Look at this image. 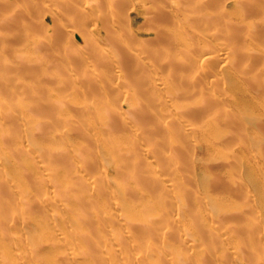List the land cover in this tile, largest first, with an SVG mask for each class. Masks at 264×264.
Masks as SVG:
<instances>
[{
	"label": "bare ground",
	"instance_id": "obj_1",
	"mask_svg": "<svg viewBox=\"0 0 264 264\" xmlns=\"http://www.w3.org/2000/svg\"><path fill=\"white\" fill-rule=\"evenodd\" d=\"M5 1V10L2 12L3 14L0 15V38H3L2 41H4V46H7L8 48L14 46V40H10L13 37L14 39L16 37H37L31 28V22H26L27 15L29 12H31V7L35 3L34 0ZM171 1H174L175 4H171ZM225 1L227 2L229 0ZM234 1V4H237L241 8H243L239 9V14L238 12H235L233 10L235 14L237 13L239 16L240 14L245 13L243 11L241 13V10L245 11L244 7L260 4V6H258L259 9L256 7L258 10H256L258 21L254 24L249 25L247 28H244L241 26V24L235 23L236 21H233L234 23L230 22L227 16L228 27L232 34V37H229V40L232 43H230L229 45V43H227L226 41H221L222 43L226 42V44L224 43L223 45L219 42V45H222L223 47L222 51L216 50L218 47L215 49L213 47V49H206L198 57L194 55L193 49L189 46L186 52V56L184 57H180L179 54H172V52L178 51L180 47L179 45L186 42V40L180 38V34H178V28L174 26V22H172V24L170 22V20L174 19L175 17L177 20H179L177 17L180 16H183V18L180 17L182 19L181 21H183L186 16L187 18L185 19L191 18L193 19L191 21H194L196 19L198 20L199 14L201 15L202 10H205V12L207 13V16H205L206 13L202 14V16L204 15L206 19V17H208V12H211V10H214L216 8L220 9V7L222 8V10H220L217 15L218 17H224V11L226 10V13H228L229 6L228 3L225 4L226 2H223L224 4H221V0H140V2L143 3L144 6H132V9L137 10L138 16L142 15V12H145L148 15V17L146 18V27L151 32L154 40L153 42L157 45L153 48H150L151 53L153 54L151 58L153 62H143L140 60L142 54L146 53V46H142V48H139L131 43L124 44L122 38H120L119 35H116L115 37H109L116 52H114L113 58L106 60L107 65L129 67L131 68L132 73L135 74L137 72H141L142 74H144V72H146L148 69L156 65H160L162 69L166 70L162 72L161 75L151 78V80L148 82L150 86L159 89L163 95L165 93L169 94V99H164L163 97V99L146 98L143 93V85H146L147 82H143L142 80H140L139 82L134 83L133 86H135V88H133L132 90L128 89L130 91H126L125 94L127 96L120 106H115V104L111 103V101L108 103H88L87 101H85V99L82 100L78 98V95L76 93L77 88L86 85L91 91H96V98H102V96L99 94L100 92H98L95 88H92L94 87L93 84L95 82L100 81L101 78H98L100 72L98 69H89V71L86 70L82 75L83 78L79 75V79H71L73 82L79 81V85L77 86L76 84L73 87L72 95L69 97L67 104L64 101L65 97H62V99H59L54 103L55 108L53 113H57L58 111V115L66 116V113L68 111L66 107H69L72 103V100H74V104L77 103L78 105L76 111L80 118L83 120L82 123H72V120L68 117H66V121H51L46 116L47 114H49V110L43 109L42 106L38 104L37 99L39 98V96H37L34 91H30V93H27L23 96V98L28 100V102L23 104L18 113L14 114L19 122H16L17 120L15 117H12L13 113L8 108L7 109L9 111L6 109L4 103L0 104V116L4 118L6 117L4 122L0 120V210L2 209L6 212L7 210L11 209V207L15 205V203H20V205L22 204V206H24V209L26 211V214L22 212L24 216L20 215L21 218L17 219L14 215L13 218H10V220L5 218L4 215H2L3 213L0 214L1 244L4 243L12 245L17 242V240L11 238V236L9 237L5 235L7 224H9V221L25 225L31 232H36L39 230L43 232H52V234H54L53 236H57V233L55 232L56 230H53V228H55L54 226L59 227L60 225L61 227L59 230H62L61 234L65 235L64 233H62L63 229L66 226L67 222H71L70 224H73L76 227L77 231L80 233L82 237L81 239L85 241V243L93 244V242H90L92 240V236L86 230H92L93 228H95L94 225L96 221H101V219L97 218V216L96 220L92 218V216L90 215V213L92 212L89 213V209L91 210V208H93L92 205L94 206L95 201L100 198L98 196L102 194V192L105 193L108 187H111L113 190L111 192L115 195V197L110 198V201L111 199H115V201L112 200L113 205H111L110 201V203H107V199L105 202L106 204L111 205V207L114 205L118 206L121 213H116L114 207L113 209L110 207L111 211L108 212L106 210L108 214H104L105 217L103 218V221L113 222L119 227H126L125 229H127L126 231L128 232L127 233L125 231V234H127L126 236H124L123 238L120 235H118V237L120 236L119 238L116 236V238L120 241V245L126 246V244H128L131 239H134L136 240L135 242H137L139 238L136 239L135 237H145L146 239L144 241L152 239V237L157 239V234L162 230L163 240L161 239V236H159L162 242L158 239L160 241L158 247H160L159 249H163L164 246L167 245L166 241L172 240L167 238L172 235H177L176 233L171 231V225L166 222V220H168L167 218L172 217V219H170L171 221L169 220L170 223L174 221L179 222L182 221V219H187V221L185 222L186 226L188 225V227H192L193 230L195 229L197 231L203 230V233L205 232L204 230H206L210 237V239H208L209 237L205 233V235L207 236L206 240H210L211 243H214V247L218 246L217 244H226V247L227 245L231 244L232 246L228 250L229 252L231 251V253L235 254L233 256H253L252 251H254L258 246L260 239H264V232H260L259 230V225H262V223H264V220L262 219L264 217V214L262 217V213L260 212L262 208H260L259 205L257 206L255 203H253V201L260 200V197L261 199H264V182L260 183L258 181V179H260L261 177L259 178L260 175L258 176V170H256V167L258 166L260 168L259 172L261 170L263 171L264 167L263 169H261L262 167H260L259 165L261 162L259 163L258 160L259 158L263 159L264 155L260 154L261 156H258L259 158L257 162L259 164L257 166L255 165L254 167V164L252 163L253 161H255V159L252 160L254 156L257 158L256 149L260 153L264 154V152H261L259 150L260 147L262 149V144L264 147V45L259 44V47L255 45L256 48L253 49V51H248L246 47H248L249 44L248 46L246 45L250 41L245 42L244 44V40L242 38H248L249 40L248 36H253L262 28L261 39L264 41V12H262L261 8V4L263 5L264 0ZM67 2V6H70V2ZM191 4H193V6L195 4V8H193L194 10L190 9L191 7H188V5ZM86 5L88 6V4ZM86 5L82 6L80 9L86 10L89 7H87ZM128 5L130 6L129 0H101L100 6L105 9L102 19L108 26H110L114 21L115 11L118 8L124 11H128L129 9H131L127 8ZM235 10H238V8ZM129 14L131 13L129 12ZM210 14H212V12ZM229 14L231 13L229 12ZM237 14L235 16H237L236 18L238 19ZM231 15L234 16L233 13ZM132 18L133 17L131 15L128 16L130 22L133 20ZM208 18L206 19L207 23H211V19ZM201 20L203 19L201 18ZM187 21L188 20H186V22ZM63 28H67V26H63ZM71 32L73 35L79 34V32L74 29H72ZM107 34L112 35L111 32H107ZM240 34L242 35V38H240L243 41H239H241V44L243 42L242 45H239L236 41V38H239ZM57 36L61 38L64 37L63 33H61L60 30H58ZM97 40L98 39L93 36L84 38L81 45H74L68 42L66 50L68 51L67 53L69 56L67 57L72 56L73 58H75L74 60L76 62H82V59H84L82 57L84 53L91 56L88 51L91 49L94 51V54L92 56L98 57L99 63L105 62L102 53L105 50L106 45L104 43V45H101ZM234 42H237L238 45L234 46ZM35 43L38 44L39 42L36 40ZM252 46H250L251 49ZM18 61L19 63H17ZM223 62L231 64L235 69L234 71V69L232 70V68H230V72L228 73V75V71L226 70L227 76L225 75V77H227V80L225 79V81L227 82L228 86L230 81L231 93L233 94L232 99H226V97L225 99H216L213 97L212 92H214V89L219 86L220 81L224 80L223 78H221L222 80L219 79L220 76L218 78V76L216 75L217 80H214L213 78L214 81L209 82L211 87H208L209 85L207 86V84H203L205 81L203 82L202 76L206 78V76H209L210 74L215 75V73H213L214 71L212 72L210 68L212 66H219V64L222 66L223 64L221 63ZM14 66L16 67V69L19 68V70L24 73L29 72L27 68L21 64L20 60H17L15 64L12 65V67ZM192 71L195 73L194 76H191V74L193 73ZM30 73L32 74V71ZM0 74L2 75V73ZM70 77L77 78L78 75L76 73H72ZM169 77L172 78V85L169 87V89H166L164 91L160 86L163 84L165 78ZM240 77L243 78L241 79ZM14 79H12L13 85L14 83H20L18 82V79ZM221 84L223 85L224 83ZM222 85H220V87ZM224 88L225 87H223V90ZM0 89H2L0 90V94L2 95H7L8 93L9 96H13L15 94L11 92L9 93L10 88L7 83L6 85L4 84V86H2V88ZM12 89L13 88H11L10 91H13ZM218 93H220V91H218ZM223 95H226V92ZM226 96L228 97V95ZM227 107H230V109H228ZM195 108L197 109L193 110ZM199 108L203 110H200ZM164 109L166 111L168 109V111H164V113H168L169 111H171V114L169 113L170 115L168 114L162 116L164 114L162 113V110ZM215 109H220L221 114H219ZM76 111H74L75 114ZM215 111L219 114V116H221L219 117L218 114H215ZM206 117L207 119L205 120V123L203 121L202 124L203 118ZM94 119L97 120V123H94ZM177 119L180 120V122L182 121V123L184 122L185 124L181 125L180 122H176L178 121ZM200 119L201 123L197 124L196 121L199 122ZM5 122H9L8 124L10 125H7ZM219 122H222V124L224 125V129H226L224 130V135L222 134L223 132L220 133L214 130V125ZM130 123L137 124V126H139L141 130L143 129L148 131V135L155 133L156 130H158L159 132L161 131L165 136L169 135V142L171 143L172 148L175 149L174 152L176 151L177 153V150L179 148L180 150L183 149L182 151L184 152L185 148L190 145V147H192L191 149L193 150H190L192 154L194 153L195 147L196 149L204 147V149L207 148L205 149L207 150L205 154L208 152L209 156L210 153L214 152V154L212 155L217 158L221 156V154L218 153V150H220L221 147L218 148L220 143L216 140L220 139V137L222 136H224L225 140L221 138L223 142L222 140L220 142H222V144L224 143L227 150H230V152L228 153V156L223 159L226 155L224 152L226 151V148H223L222 146V149H224V151L222 152L224 153V157H221V159H223L224 162L222 161L220 163L221 165H219V162H216L218 159L216 160L215 158H213L219 166L216 165L218 167L216 168L217 170H213L214 172H211V170L209 169L212 168V164L216 163H214L213 161V163L211 164L210 162L211 167L208 169V166H210V164L207 165V161L210 156H206L208 158L204 157L207 159L204 160V158L201 156L202 153L200 154L199 158V154H197L196 152V155L198 157L196 156L195 159H192L194 154L191 155L190 158V155L186 154L187 152L183 155L182 151H180L181 153L178 154L180 156L183 155L181 156L183 158V161L181 158L177 157L178 154H175L174 156L177 158H175L176 165L177 163H180L177 162L178 159L179 161H182V165H180L182 167V170H173V166H176L174 165V160L172 162V168L171 166H168V170H170V168L172 169L173 176H175V172L179 170L184 172L185 170L187 174L184 172L186 175L184 173H182V175L184 174L185 177H187L186 180H188V182L185 180L184 182H187L186 184L184 182V184L182 182L179 183L177 182L178 179L176 177H172L175 178L176 181L173 182L172 179V181H170L169 176L171 175V170L168 171V174L170 172V175H168L167 178L169 180L168 181L164 178H161L158 173V175L154 173L156 170L151 166L150 167L154 170V172L152 173V170L149 172V160H147V162L144 159L138 160L140 157H136L137 159L135 157H133L132 159L129 158L131 156H129L127 152L130 153V151L134 149L133 147H135V145L137 144H144V142H142L136 136H131L129 138L127 137V140L124 139L126 138L127 129L129 130L128 124ZM19 124H22V126L19 127ZM222 124H217L216 127L219 125V128ZM87 127H94V136H91L87 132ZM59 128L61 129L58 130ZM183 128L191 129L194 131L193 134L196 135L199 133L203 138H207L210 137V135H213V139H215V142L213 141V139L211 141L209 138H207L208 140H210L209 142L198 141L195 138H197L199 134L197 135V137L195 136V138L187 135V138V136H184V134H182L183 132L181 133V131L185 130ZM218 128L216 130H218ZM97 129H100L101 131L104 130V132H106L107 134L111 133L115 136L114 138H111L112 140L107 141L105 137H97V134L100 132V130ZM221 130L223 131V128ZM185 137L187 139H189V137L190 139H192L186 140ZM202 137H200V139ZM207 139H203L202 141H206ZM249 139H251L252 141L250 148L251 150L248 148V145L250 146L251 143L248 142ZM94 142L98 143L99 150L103 149L104 145L108 147L107 150H103L113 157H110L111 160L106 163L107 165L109 163V169L112 168L111 170L114 172V175L111 174L110 177L109 175H103L99 177L85 176V174L81 172V168L79 167L82 165L84 166L85 163H88L89 158L87 157L90 156L89 154H92V151L90 149L91 145L89 144ZM186 143H188L187 146ZM146 145V148L148 147L147 149H152L149 142L146 143ZM252 146H254V149L257 147L255 149L254 155ZM215 152H217L218 154H215ZM248 152H252L251 154L253 155V158H250L252 156H249ZM34 155H40L43 161H41V158L39 159L40 162L34 161L35 158L34 160L31 159L34 157ZM75 156H77L79 160L82 161V165H77L76 161H74L73 158ZM169 158L172 159L173 157L171 156ZM22 165H26L27 167L24 172L22 169H20ZM17 169H20L19 171H21V173H18L25 174L24 181L23 177H19L21 176L20 174H18L17 176L15 175L16 177H18V181L21 180V183L24 182L28 185L27 189L22 191V185L21 187L19 186L20 183H16V185H14L15 187L18 185L16 189H18V191L20 190L19 193L21 195L18 194L20 197L16 196L18 200L13 195L15 194L14 190H12L14 186L11 187V179L10 176L8 177L9 171L12 173H10V175H13V172L18 171ZM166 169L164 171H166ZM44 170H49V172H47V174L42 177L41 175H38L42 174ZM198 170H200V172H198ZM166 172H164L166 176L163 177H167ZM36 175H38L39 177ZM184 175L182 176V178L180 177L181 180L184 178ZM112 176H114V179L112 178ZM179 176L181 175L179 174ZM263 179L262 181H264ZM134 180L135 183L137 182V188H135L134 185V187L132 186ZM197 183H199L200 186H203V196L195 195V190L198 187ZM187 184H189L188 189ZM139 185L140 189H138ZM141 185L143 186L142 188ZM104 186L107 187V189H105ZM251 186L256 189V193L259 195V197L256 196L258 198H256V200H254V197H252L253 192L249 193L252 194L251 196H249L250 199L252 198L251 200L249 198L247 200L246 198V196L248 195L247 191H249L247 189ZM48 187L51 189L47 190L48 193L46 192L49 196L44 193V191ZM31 189H33L34 192L35 190H40L41 199L39 198V196H37V194L35 195V193L32 192ZM42 189L45 190L43 191ZM18 191L16 192L18 193ZM126 193H129L128 197L130 196V198H126ZM42 194H44L46 197L43 196V198ZM112 194H108V196ZM103 195L104 194H102V196ZM148 195H151L148 197H151V199L146 198V196ZM216 195L220 196L216 198ZM108 196L106 195L105 198H109ZM238 197L244 199L242 200L241 198H239L241 199V201H245L242 202L243 206L240 204H236L238 206L237 207L236 205H234V203H230L231 198H233V200L235 198L236 201L239 202V199L237 200ZM153 200H155V202ZM175 200L182 201L179 202V205L180 203H183V209L182 207H179L178 209L175 208L176 210L169 211V206H172ZM101 203L102 202H99V204ZM168 203L172 204L167 205ZM102 204L101 206H103ZM106 204L104 208L108 206L109 210V205ZM160 205H162V207L164 208H162ZM203 206L205 207V210ZM241 206L242 208H239ZM49 208H51V210L53 211H57L58 213L54 212L52 214H49V217H45V213L49 211ZM139 208L140 210L141 208L142 210L144 209L146 211L145 214H139V212L142 213V211L140 210L138 212L137 209ZM259 208L260 211L258 210ZM59 211H61L62 213L59 214ZM262 211H264V209ZM55 213L58 216H56ZM63 213V218H60L59 215ZM257 213L261 214L259 216L262 219V223L261 221L260 223L258 221H254L256 220L254 215L258 217ZM155 215L160 216L161 221H156L157 219H149ZM251 215L253 216L254 220L251 218ZM260 217L258 218V220L260 219ZM173 218H175L176 220ZM103 221H101L100 225H104V223H102ZM162 222L166 224L163 225ZM182 223L184 224V221ZM67 228L69 229V227ZM174 228L175 227L173 226V230ZM95 229L93 230L95 231ZM163 229H165V232L163 231ZM175 236H172V238ZM28 238L30 239H28L29 241H34V239H36L34 234H30ZM69 239L66 236H61L58 239V242L56 240H53V243L54 245H59L60 243L63 245V243H65L64 245L67 244L68 246L70 243H73V241H71L72 238ZM143 239H141V241ZM178 239L184 242L186 239H188V237L184 235L182 238L179 237ZM21 240L23 241V239H18V242H21ZM73 240L75 239L73 238ZM192 240L195 242L193 238ZM233 240L236 241V246H234V242H232ZM171 242L172 241H169L168 244H170ZM260 246H262V244H259L257 248H259ZM156 247L157 246L155 245V248ZM151 249V253H148H150L152 257V254L154 252L153 250L156 249ZM166 250L168 249H165V251ZM147 251H150V249H147ZM206 253L208 254V251ZM92 254L95 259L101 256V254L104 256V251H102V249H98L93 251ZM163 254L165 255V253L162 252L161 255ZM164 255L162 256V258L164 257ZM185 256L187 257V255ZM209 257H212V254ZM220 257L222 256L219 255L218 258L216 256L217 259H219ZM127 258L129 259L128 256ZM153 258L156 259V256ZM175 258L173 257V260L170 258V260H168V258L167 260H163L166 264L182 263L181 260L180 263L179 259ZM62 260L68 262L70 260V256L66 255ZM253 260H255L256 264L264 263V260H262L261 257L253 256ZM120 261L121 260H119L118 262L117 260L118 263H120ZM158 262L160 263V261ZM185 263L186 262H184V264Z\"/></svg>",
	"mask_w": 264,
	"mask_h": 264
},
{
	"label": "rangeland",
	"instance_id": "obj_2",
	"mask_svg": "<svg viewBox=\"0 0 264 264\" xmlns=\"http://www.w3.org/2000/svg\"><path fill=\"white\" fill-rule=\"evenodd\" d=\"M67 1L70 2V4H71L70 6H67V4H66V3H68ZM129 1H130V6L128 5L127 8L132 9V6H134V5L144 6L143 3L140 2V0H129ZM224 1L225 0H221V4H224L226 2V1L225 2ZM229 1H227L225 3V4L228 3L229 7H228V13H226L227 12L226 10L224 11V14H223L224 17H220V16L218 17V15H217L219 13V11L222 10L221 7H220V9L216 8L214 10H211L212 14H210L211 12L207 11L208 17H211V16L212 17L211 18L206 17V19L207 18L211 19V23H207V20L205 19L204 15L202 16V14L206 13L205 10H202L201 15L198 13L199 14L198 20L196 19L194 21H191V20H193L191 18L185 19V18H187V16L183 19V21H181L182 20L181 18H183V16L182 17L180 16L181 18L177 17L179 20H177L176 17L174 18L175 20L171 19L172 20V21L170 20L171 24H172V22H174V26L178 28V34H180V38L186 40V42L179 45L180 46L179 50L177 49L178 51L172 52V54H179L180 57H184V56H186V52H187L189 46L193 49L194 55L198 56V57L201 55V53H203L206 49H209V48L213 49V47H214V49H215L218 47L216 50L222 51L223 47H222V45L221 46L219 45L220 43L223 45H224V43L226 44V42L229 43V45H230V43H232L229 40V37H232V34H231V31L228 27V23H227L228 20L230 22L236 21L235 23L241 24V26L244 28H247L249 25L254 24L258 21V17H257V11L258 10H257V8L259 9L258 6H260V4H257L254 6L250 5L248 7H244L245 11L241 10V13H242V11L245 13H242L239 16L238 15L240 13L239 9L241 7L237 4H234L235 3L234 0H229ZM5 2H6L5 0H0V15H2L3 14L2 12L5 10L4 9V6H5L4 3ZM34 2H35L34 5H32V7H31V12H29L27 15L26 22H28V21L31 22V28L37 37H16L15 39L13 37L10 40H14L15 45L10 47V48H8L7 46H4V43H3L4 41H2L3 38L2 37L0 38V73H2V75L0 74V88H2V86H4V84L6 85V83H7L9 88H10L9 93L10 92L15 93L13 96H9L8 93H7V95L0 94V104L4 103V105L6 106V109L8 108L13 113L12 117L16 118V116L14 114L18 113V111L22 108L24 103L28 102L27 99L23 98V96L27 93H30V91H34L37 94V96H39V98L37 99L38 104L41 105L43 109L49 110V114L46 115L48 119H50L51 121L52 120L66 121L67 120L66 117H68L72 120V123H78V124L82 123L83 120L80 118V116L77 114V111H76L77 110L76 108H78V105H77V103L74 104L75 103L74 100H72V103L70 104L69 107H66L68 109L66 116L58 115L57 114L58 111H57V113H55V112L53 113L54 108H55L54 103L57 100L62 99V97H65L64 101L67 104L69 97L72 95L73 87L76 84H77V86L79 85V81L73 82L71 79H75V80L79 79L80 77H82V75L85 73V71L86 70L89 71V69H98L100 72V75L98 78H101V79H100V81L95 82L93 84L94 87H92V88H95L98 92H100L99 94L102 96V98H96L95 97L96 91H91L86 85H84L83 87L77 88L76 93L78 95V98L82 99V100L85 99V101H87L88 103H92V104H95L98 102L108 103L111 101V103L115 104V106H120L123 103V100L127 96L125 94L126 91H130L128 89L132 90L133 88H135V86H133L134 83L139 82L140 80H142L143 82H147L146 85H143V93L146 96V98L157 99V98L163 97L164 99H169V97H170L169 94L164 92L165 94L163 95L159 89L150 86L149 82H148L151 80V78L158 76V75H161L162 72H164L166 70V69H162L160 67V65H156V66L148 69L146 72H144V74H142L141 72H137L135 74V73H132V70L129 67H119V65L118 66H116V65L109 66L106 63V60L113 58L114 52H116V50L113 47V43L109 39V37H115L116 35H119V37L122 38L124 44L131 43V44H133L139 48H142V46H146V49H145L146 53L142 54V57H140V60L143 62H148V61L153 62L151 60L153 54L151 53L150 48H153L157 45L153 42L154 40H153V37L151 35V32L146 27V25H147L146 24V18L148 17V15L145 12H142V15L138 16V12L136 9H132V10L129 9L128 11H124V10L118 8L115 11L114 21L111 23L110 26H108L106 24V22L102 19L104 12H105V9L102 6H100L101 0H62V2H61V0H34ZM172 2H174V1H171V4H175V2L174 3H172ZM86 4H88L89 7ZM84 5H86L88 8L86 10H81L80 8ZM188 7H191L190 9H193V8H195V4H194V6H193V4L188 5ZM233 7L234 8L236 7L235 9L238 8V10H235ZM261 8H262V12H264V2H263V5L261 4ZM241 9H243V8H241ZM246 9H248V10H246ZM233 10L235 12H238V14L236 13L238 15V19L236 18L237 16H235L236 14ZM129 12L131 14H129ZM229 12L231 14L233 13L234 16L229 14ZM26 14H27V12H26ZM130 15L133 17L132 18L133 20L131 22H130V19H128V16H130ZM205 16H207V13L205 14ZM227 16H228V20H227ZM201 18L203 20H201ZM126 19H128V20H126ZM231 19H232V21H231ZM186 20H188V21L186 22ZM204 23H207V24H204ZM63 26H67V28H63ZM68 28L69 29L71 28V29L69 30ZM72 29L77 30L79 32V34L73 35L71 32ZM58 30H60L61 33H63V35H64L63 38L57 36ZM107 32H111L112 35H108ZM261 32H262V28L257 33H255L253 36H248L249 40H248V38H246V39L242 38V35L240 34L239 38L241 37L244 41L241 40V38L239 39L238 37L236 38V41L238 42L239 45H242L243 42L245 44V42L250 41L249 43H247L246 46H248V44H249V46L246 48L248 51H250V50L253 51V49L256 48L255 45L258 47H259V44L264 45V41L261 39V37H262ZM93 36L98 39L97 41H99V43L101 45L103 43L106 45L105 50L102 53V55L104 56L103 59H105V62L99 63L98 57L92 56L94 54L93 53L94 51L91 49L88 50L89 53L91 54V56L84 53V55L82 56L84 58V59H82V62H76L74 60L75 58H73L72 56L67 57V56H69L67 53L68 51L66 50L68 42H70V44H74V45H81L83 43L84 38L93 37ZM59 39H61V40H59ZM36 40L39 42L38 44L35 43ZM58 40L61 42H59ZM239 40L243 41L242 44H241V41H239ZM221 41H226V42L222 43ZM57 42H58V44H57ZM237 42H234V46L238 45ZM255 43H257V44H255ZM250 44H252L254 46H252ZM232 46H233V44H232ZM250 46H252V49L250 48ZM220 47H222V48H220ZM17 60H20L21 64L27 68V70L29 71L28 73L22 72L21 70H19V68L16 69L17 65H16V67L15 66L12 67V65H14ZM17 63H19V61ZM221 64H223L222 65L223 67L219 64V66H212L210 68L212 70V72L214 71L213 73H215V75L210 74L209 76H206V78H204L202 76L203 82L205 81L203 84L204 85L207 84V86L209 85L208 87H211L209 82L217 80V76H218V78L220 76L219 79L223 78L224 80L220 81L219 86H217L214 89V92H212L213 97L216 99H218V98L219 99L220 98L225 99V97H226V99H232L233 94L231 93L230 81L228 80L229 81V86H228L227 82L225 81V79L227 78V77H225V75H226V70L228 71L227 72V75H228V73L230 72L229 69L232 68V70H233L234 68L231 64H229V63L227 64L226 62H223ZM230 65H231V67H230ZM31 71H32V74L30 73ZM234 71H235V69H234ZM234 71H232V72H234ZM72 73H76L78 75V77L77 78L76 77L75 78L70 77ZM79 75H80V77H79ZM194 75H195V73L193 72L191 74V76H194ZM196 75H197V73H196ZM14 78H17L19 80L18 82H20V83L19 84L14 83V85H13L12 79H14ZM213 78H214V80H213ZM240 78L242 79L243 77H240ZM17 79H14V80H17ZM221 83H224V84L222 85ZM16 85H19V86H16ZM171 85H172V78L169 77V78H165L163 84L160 87L162 90L165 91L166 89H169V87ZM220 85H222V86L220 87ZM226 85L228 88L226 87ZM223 87H225L224 90H223ZM11 88H13L12 90L15 92L10 91ZM0 90H2V89H0ZM218 91H220V93H218ZM227 91H228V93H227ZM166 92H168V91H166ZM225 92H226V95H228V97L226 95H223V94H225ZM231 94H232V96H231ZM157 108H159V107H157ZM227 108L230 109V107H227ZM196 109L197 108H195L193 110H196ZM199 109L203 110L201 108H199ZM157 110H159V109H157ZM215 110H217L218 113L221 114L220 109H215ZM74 111H76V114ZM164 111H166V110L165 109L162 110V113H164ZM167 111H168V109H167ZM169 113L171 114V111H169L168 113H164L162 116L168 115ZM218 113L216 112L215 114H218ZM219 114H218V116H219ZM5 118L0 116V120L2 122H4ZM206 119H207V117L203 118L202 124H203V121L205 123ZM16 120H17V118H16ZM221 120H223V119H221ZM16 122H19V121L17 120ZM176 122H180V120H178ZM176 122H174V123H176ZM5 123L7 125H10V124H8L9 122H5ZM22 123H24V122H22ZM94 123H97L96 119H94ZM196 123L200 124L201 119L199 122L196 121ZM220 123L222 124V122H219L217 124L220 125ZM176 124H178V123H176ZM180 124L184 125L185 123L184 122L182 123V121H181ZM217 124L214 125V130L218 131L220 133L223 132L222 134L224 135V132H225L224 130H226V129H224V125L222 124L221 127H219L221 129L223 128V131H222L221 129L218 128L219 125L216 127ZM21 126H22V124L21 125L19 124V127H21ZM128 128H129V130L127 129L126 134L129 136L126 135V138H124L125 140H127V137L129 138L131 136L132 137L136 136L138 139H140L142 142H144V144L142 143V144L135 145V147H133L134 149H132V151H130L131 155L129 152H127L129 154V156H131L129 158L132 159L133 157H135V158L140 157L138 160H143V159L145 161L149 160L150 163L147 161L149 164L148 167L151 166L153 169L156 170L154 172V170L151 169V167H150L149 172L152 170L151 171L152 173L153 172L156 174L158 173L161 178H164L166 180H168L167 178H168V175H170V172H171V175L169 176L170 181H172V180H173V182L176 181V179L172 178V177H176L179 180V181L177 180V182H179V183H181V182L183 183L187 179V177H185L187 172H185L184 169L183 170L186 174L183 171H180V170H182V167L180 165H182V161H183V158L181 156H183L184 153L187 152L186 154H189L190 158H191V155L194 154L195 156L193 155L192 159L196 158V156H197L196 152H197V154H199V158H200L201 153H202L201 156L203 158L208 156V152L205 154V152L207 151L205 149H207V148L204 149V147L196 149V147L194 146L195 150H194V153L192 154L190 151V150H192L191 149L192 147H190V145L187 146L188 143H186L187 149L185 148L184 152L182 151L183 150L182 148H181L182 150H180V148L177 150L178 153H181L180 151H182L183 155L180 156L176 151L174 152L175 149L172 148V145L169 142V138H168L169 135H166L167 136L166 137L161 131L159 132L158 130H156L155 133L148 135V131L143 130V129L141 130L140 127L134 123L128 124ZM217 128H218V130H216ZM60 129L61 128H59L58 130H60ZM183 129H185V130L181 131V133L183 132L182 134H184V136L188 135L192 138H195V136L197 137V135L199 134V133L196 135L193 134L194 131L191 129H187V128H183ZM86 130L91 136H94V132H95L94 127H87ZM97 130H100V129H97ZM114 136L115 135L111 134V133L107 134L106 132H104V130H102V131L100 130V132L97 134V137H105V139L107 141L112 140L111 138H114ZM188 136H187V138H188ZM199 136L202 137L199 134L197 137L198 139L197 138H195V139L198 141H201V142H209L210 140L212 141V139H213V135H210V137H207L210 140H208L207 138H203V137L200 139ZM190 137H189V139H187L186 137L185 138H186V140H191L192 138L190 139ZM221 138L223 140H225L224 136H222V137H220V139L216 140V141H219V143H220V145L218 144L219 145L218 148L221 147V149L218 150V153L221 154V156L216 158L212 155V154H214V152L210 153V155H209L210 158L208 159V161L209 160H211V161H209V163L207 161V165L210 164V162L212 164L213 161H214V163L219 162V165H221L220 163L223 161V159H225L228 156V153L230 152V150H227L224 143L222 144L223 140ZM203 139L204 140L207 139V140L202 141ZM221 140H222V142H220ZM213 141L215 142V139H213ZM148 142L151 144V147H152L151 150L147 149L148 147L146 148V146H147L146 143H148ZM248 142H251L250 146L248 145V148L250 149L251 144H252L251 139H249ZM263 143H264V141H263ZM89 145H91L90 149L92 151V154H89L90 156L87 157V158H89L88 163H85L83 166L82 161L79 160V158L77 156L73 157L74 161H76L77 165L78 164L82 165L79 167V168H81V172L84 173L85 176H98L99 177V176H103V175H109V177H110L111 174L114 175V172L111 170L112 168L109 169V167H110L109 163H108V165L106 163V162L111 160L110 157L113 158L112 156H110L109 154H107L104 151V150H107L108 147L104 145L103 146L104 150L103 149L99 150V146H98L97 142L90 143ZM222 146H223V148L224 147L226 148L225 149L226 151H224V149H222ZM194 147H193V149H194ZM253 147L254 146H252V150L254 152L253 151L252 152L254 155L255 149L257 147L255 149ZM262 149H261V147L259 148V150L261 152H264L263 144H262ZM198 150L202 151V152H199ZM203 150H204V153H203ZM223 151L226 154L225 157H224V153H222ZM256 151H257L256 152L257 158L255 156L253 158V155L251 154L252 152H248L249 156H252L250 158H253L252 160L255 159V161H253V162L251 161V162L254 164V167H255V165L257 166L261 162L259 165H260V167H262L261 169H263L264 158L260 159L259 157L261 155H264V154L260 153L257 149H256ZM216 153L217 152H215V154ZM175 154H178L177 157L182 159V161H179V159H178L177 162H180V163H177V165L175 163V158H176L174 156ZM37 156L34 155L33 158H31V157L30 158L33 160L35 158L34 161L40 162L39 159L40 158L42 159V157L40 155L38 157ZM171 156L173 157L172 159L169 158ZM208 157H206V158H208ZM221 157L222 158L224 157V158L221 159ZM206 158H204V160H207ZM213 158H215L216 160L220 159L221 161L217 160L215 162V159H213ZM258 158H259V160H258ZM105 160H107V161H105ZM173 160H174V165H176L177 167L173 166V163H172ZM257 160L259 163L257 162ZM41 161H43V159ZM170 164H172V165H170ZM211 164H210V166H208V169L211 167ZM217 164L218 163L212 164V165L215 167ZM178 165L180 166V168ZM219 165H217V166H219ZM168 166H171V168L173 166L174 171H176L177 169H180L179 171L181 173L179 171H177V172L181 176H179V174L177 172H175L176 174L174 173L175 176H173V174H172L173 171L171 168H170L171 171L168 170ZM213 166H212V168L209 169V170H211V172L213 170H217L216 168H218L216 166L214 169ZM26 168H27L26 165H22L20 167V169H22L23 172L26 170ZM165 169L167 172L164 171ZM19 170L13 172V175H10L11 172L9 171L8 177L10 176V179H11L10 180L11 187L16 185V183L17 184L20 183L19 186L21 187V185H22V189H21V191H22V190H26L28 185H27V183H24V182L21 183V180L18 181V177H16V176L21 173V171H19ZM256 170H258L257 171L258 176L260 175L259 178L261 177L260 179H258V181L260 183L261 182L263 183L264 181H262V179L264 178V175H263L264 169H263V171L261 170L259 172L260 168L257 166ZM168 171H170L169 174H168ZM18 172H20V173H18ZM47 172H49V170H44L42 174H38V175H41V177H42V176L46 175ZM164 172H166L167 177H163V176H166L164 174ZM198 172H200V170H198ZM182 173L185 174V175L183 174L184 178H185V179L183 178L184 180L183 179L181 180V178L183 176ZM20 175L21 176H19V177H23V181H24L25 180L24 179L25 174H20ZM38 175H36V176H38ZM112 178L114 179V176H112ZM14 179H16L17 182ZM186 181L188 182V180H186ZM187 182H184V183L186 184ZM23 184H25V185H23ZM197 184H198V187L196 185L197 188L195 190V192H196L195 195L203 196V194H204V193H202V191H203L202 187L203 186H200L199 183H197ZM133 185L135 186V188H137V186H138L137 182L135 183V180L132 183V186ZM17 186L16 187L14 186L13 189L12 188L11 189L14 190L15 194H13V195L18 200L17 197H20L18 195V194H20L19 193L20 190L18 191V189H16ZM46 187H44V188H46ZM142 187L143 186L141 185V188ZM253 187H254V185H253ZM253 187L251 186V187H248V189H247V190H249V191H247V194H248L246 196L247 200H248V198L250 199L249 196H251L252 194L254 195V196L252 195V197H254L253 198L254 200H256V198L259 197V195L256 193V189ZM110 188L111 187H108V189H107V187H105V189H107V190L105 193L102 192V194H104L105 196L106 195L108 196V194H112L111 191H113V190H112V188L111 189ZM188 188H189V184H187V189ZM138 189H140V185H139ZM31 190H32V192H34L33 189H31ZM47 190H51V189L48 187L44 191V193H46ZM253 190H255V191H253ZM16 191H18V193ZM34 193H35V195L37 194V196H39V198L41 199L40 190H35ZM47 193H46V195L49 196ZM249 193H252V194H249ZM102 194H100L98 197L101 198ZM128 195H129V193H126V198L128 197ZM43 196H45V195L42 194V197ZM103 196L101 198L102 200L97 197L98 199L95 201V205H94L95 207L92 205L93 208H91V210L89 209V213L92 212V213H90V215L95 220L97 218H99V219H101V221H103V218L105 217L104 214L105 213L108 214V212L111 211L110 209L111 208L113 209V207H114V210L116 213H121L120 208L118 206L114 205L111 207V205H113L112 200L115 201V199H111V201H110V198L115 197L114 194L109 195L108 196L109 198H105V196L104 197ZM149 196H151V195L146 196V198L151 199V197L148 198ZM219 196L220 195H216V198ZM116 198H118V197H116ZM128 198H130V196ZM235 198H234L235 201L233 200V198H231L230 203H234V205H236V204L242 205L243 204L242 202H245V201H241V199H242L241 197L237 198V200L239 198H241V199H239V202H241V203L236 201ZM16 199H14V200H16ZM106 199L108 200L107 203L111 202V205L106 204V202H105ZM7 200H10V199H7ZM242 200H244V199H242ZM260 200H261V202H260ZM260 200H256L259 202L253 201V203H255L257 206L259 205V207L262 208L261 211H260V208L258 210L262 213V217H263L264 211H262V210L264 209L263 208L264 207V202H263L264 199H261V197H260ZM153 201L155 202V200H153ZM99 202H102V203L105 202V203L104 204L101 203L103 205V206H101V204H99ZM179 202H182V201H180V200L176 201L175 200L174 201L175 204L174 203L173 204L168 203L167 205L172 204V206H169V211L176 210L179 207H182V209H183V207H184L183 203L182 204L180 203V205H181L180 206ZM18 204L15 203V205H13L11 207V209L7 210L8 212L7 211L5 212L1 209L0 214L3 213L2 215H4V217L9 219V220H10V218H13L14 215L16 216L15 218H17V219L21 218V216H24V214H22V212L25 213L26 211L24 209V206H22V204L21 205H20V203H18ZM93 204H94V202H93ZM105 204L109 205V210H108V206L104 208ZM175 205H176V207H175ZM160 206L162 207V205H160ZM242 206L239 208H242ZM95 208H97V209H95ZM142 208H141V210H140V208L137 209L138 212H139V210L142 211V213L139 212V214H145L146 211L144 209L142 210ZM162 208H164V207H162ZM171 208H173V209H171ZM204 210H205V207H204ZM244 210H246V209H244ZM54 212H57V211H53V210H51V208H49V211L45 213V217H49V214H52ZM102 212H103V214H102ZM60 213H62V212L59 211V214ZM259 215H261V214L259 213L258 217L256 215H254L256 220L253 219L252 215H251L252 216L251 218L254 221H258L259 223L261 221V223H262V219L264 220V217L261 219V217ZM56 216H58V215L56 214ZM62 216H64V213L59 215L60 218H63ZM96 216H97V218H96ZM259 217H260V219L258 220ZM22 218H24V217H22ZM149 219H154V220L157 219L156 221H161L160 216H157V215H155ZM167 219L168 220H166V222L169 225H171V227H172L171 231L176 233L177 237L175 235H172V236H175L173 238H172V236H169L167 239H172V240H169L172 242L170 244H168L169 241H166L167 245H165L163 249L162 248L159 249L160 247H158L159 242L160 241L162 242V240H163L162 239V236H163L162 230H161V232L158 233L159 235L157 234L158 237L161 236L162 240L160 239V237L159 238L157 237V239L152 237V239H148V240L144 241L146 239L145 237H135L136 239L139 238L137 242H135L136 240L131 239L130 242L128 243L131 246L128 244H126V246H125V245H120V243H119L120 241L116 238V236L118 237V235H120L123 238L124 236L127 235V234H125L127 232L126 231L127 229H125L126 228L125 226L119 227V226H117V224H114L113 222L103 221L102 223H104V225H100L101 221L99 220L100 221V224H99V221L97 220L95 225H94V227L96 229L93 228V229H95V231L93 229L92 230H90V229L86 230L92 236V240L90 241V242H93V244H92V243H85V241H83L81 239L82 237H81L80 233L77 231L76 227L73 224H70L71 222L70 223L67 222L66 226H65L66 228L69 227V229L67 228L69 231L65 227L63 229L62 233H64L65 235L61 234L62 230H59L61 227L60 225H59V227L54 226L55 228H53V230H56L55 232L57 233V236L56 235L53 236L54 234H52V232H48V231L43 232L40 230L36 231V232L35 231L31 232L27 228V226L21 225L17 222L15 223V222L9 221L8 222L9 224H7L5 235L9 236V237L11 236V238L16 239L17 242L15 244H12V245L0 243V264H116V263L117 264H166V263H164V260H167V258H168V260H170L173 257L174 258L176 257L177 259H179V261L181 260L182 261V263L180 261L181 264H184V262H186L185 264H256L255 260H253V256L261 257L262 260H264V242H263L264 239L263 240L260 239V241L262 240L261 242L259 241V244L260 245L262 244V246L257 248L259 246V244H258V246L255 248V250L252 251L253 256H250V257L245 256V255L244 256L243 255L233 256L235 254L231 253V251L229 252V250H228L229 248H231V246H232L231 244L227 245V247L225 246L226 244H222V245L217 244L220 247H218V246L214 247L213 246L214 243H211L210 240L209 241L206 240V237L207 236L209 237L206 230H204L205 232L203 233V230L197 231L195 229L193 230L192 227H188V225L186 226L185 222L187 221V219H185V220L182 219V221H179V222H176L173 220L174 222H172V223H170V221H171L170 219H172V217L167 218ZM173 219H175V218H173ZM183 221H184V224L182 223ZM10 222H11V224H10ZM176 223H177V225H176ZM165 224L163 223V225H165ZM263 224L264 223H262V225ZM262 225L261 224L259 225L260 226V229H259L260 232L261 231L264 232V230H263L264 225L263 226ZM98 226L101 228H99ZM173 226L177 229L174 228V230H173ZM163 231L165 232V229H163ZM205 233L207 236L205 235ZM30 234L35 235L36 239H34V241H29L30 239L28 237ZM123 234H125V235H123ZM27 235H28V237H27ZM58 235H59V237H58ZM182 235L183 236L186 235V237H188V239H186L184 242L181 241L180 239H178L179 237L182 238L183 237ZM61 236H66V237H68V239L72 238L71 241H73V243H70L68 246H67V244L64 245L65 243H63V245L61 243L59 245H54L53 240H56L58 242V239ZM69 236H71V237H69ZM73 238L75 240H73ZM147 238H150V237H147ZM192 238L195 240V242L192 240ZM18 239H23V241L21 240L22 243L20 241L18 242ZM141 239H143V240L141 241ZM208 239H210V237ZM134 242L136 245L134 244ZM173 242H175V243H173ZM232 242H234V246H236V241L233 240ZM132 244H134V245H132ZM155 245L157 246L156 248H155ZM149 246H150V248H149ZM151 248H154L156 250L158 249L157 251L153 250L154 252L152 254V257L150 255V253L152 251ZM98 249H102V251H104L105 257L101 254V256L94 259L92 253H93V251L98 250ZM147 249L148 250L150 249V251H147ZM165 249H168V250H166L167 252L165 251ZM204 250H205V252H204ZM213 250L215 253L213 252ZM159 251H162L163 253H165V255L163 254L164 255L163 258H162L163 255H161L162 252H159ZM207 251H208V254L206 253ZM148 252H150V253H148ZM154 254L156 256V259L153 258V257H155ZM211 254H212V257H209ZM63 255L64 256H66V255L70 256V260L68 262L63 261L62 260L64 257ZM183 255H184V257H183ZM185 255H187V257ZM219 255L222 256V257H220L221 259L220 258L217 259L219 257ZM127 256L129 257L130 260L127 258ZM149 256L151 257V259ZM189 256H190V258H189ZM216 256H217V258H216ZM165 257H167V258H165ZM143 258H145V259H143ZM142 259L144 260V262ZM183 259H185V260H183ZM117 260H118V262H119V260H121L120 263H118ZM158 261H160V263Z\"/></svg>",
	"mask_w": 264,
	"mask_h": 264
}]
</instances>
